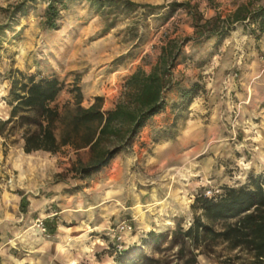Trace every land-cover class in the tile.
<instances>
[{
    "label": "rangeland",
    "instance_id": "obj_1",
    "mask_svg": "<svg viewBox=\"0 0 264 264\" xmlns=\"http://www.w3.org/2000/svg\"><path fill=\"white\" fill-rule=\"evenodd\" d=\"M24 1L27 13L13 15ZM131 1L138 4L133 10L64 0L58 27L50 29L44 24L49 0H0V120L10 116L11 75L23 80L18 71L37 79L58 77L63 89L52 106L61 111L73 105L77 86L84 106L103 96L107 110L134 71L151 70L168 40L182 45L166 109L142 128L131 147L87 179L73 167L77 159L89 161L88 148L26 153L24 129L12 123L6 134L0 133V209L15 220L14 213L21 214L14 194L51 195L49 187L62 185L78 206L70 205L65 215L40 216L48 231L37 234L55 241L72 264H184L173 232L191 224L195 197L245 184L252 173L247 159L260 151H249L240 142L249 140L250 132L264 131V34L257 37L255 25L237 23L223 39L185 41L195 30L190 6L196 5L204 18L226 17L248 0ZM261 2L255 0L254 6ZM194 83L200 90L190 106L174 109L180 88ZM189 149L192 156L186 155ZM95 205L102 207L96 210ZM123 221L133 229L121 241L116 229ZM6 231L13 239L10 227ZM196 264L220 263L200 254Z\"/></svg>",
    "mask_w": 264,
    "mask_h": 264
},
{
    "label": "trees",
    "instance_id": "obj_2",
    "mask_svg": "<svg viewBox=\"0 0 264 264\" xmlns=\"http://www.w3.org/2000/svg\"><path fill=\"white\" fill-rule=\"evenodd\" d=\"M90 2L97 9L123 5L133 10L138 6L131 0ZM64 3V0H49L44 22L48 28L58 27L60 6ZM254 3L255 0H248L226 17L217 14L212 18H204L196 5L190 6L195 30L185 41L223 39L237 23L255 25L254 32L260 37L264 34V0L257 6ZM183 4L174 2L172 6ZM27 11L24 1L14 7L12 14L24 15ZM181 52V44L175 39L168 40L151 70L134 71L126 79L115 106L107 110L103 108V96H96L89 106H84L77 86L73 105L61 111L52 106L63 89L58 77L37 79L18 71L23 80L11 75L12 108L9 118L0 120V133L6 134V127L12 123L24 129L26 153L38 150L56 153L65 146L76 152L88 148L89 161L77 159L73 167L79 177L87 179L131 147L142 128L166 109V93L176 84L173 70ZM199 90L198 83L180 88V102H174V109L181 112L188 108ZM191 208L193 220L189 227L178 226L173 232V243L184 264H196L200 254L215 256L220 264H264V171L250 173L248 181L239 187L223 186L219 194H198ZM49 229L53 233L56 227Z\"/></svg>",
    "mask_w": 264,
    "mask_h": 264
},
{
    "label": "crops",
    "instance_id": "obj_3",
    "mask_svg": "<svg viewBox=\"0 0 264 264\" xmlns=\"http://www.w3.org/2000/svg\"><path fill=\"white\" fill-rule=\"evenodd\" d=\"M260 133L264 135V131L260 129H257L255 133L250 132L245 137L249 140L240 142L242 145H246L249 151L260 149V151L255 150L252 153L250 160L247 159V162L251 163V172H256V174L264 171V136H260ZM186 152V155L192 156L191 149ZM49 189L51 195L31 193L28 190L22 194H14L16 196L15 204L21 214L15 212L13 216L15 220L7 219L5 211L0 209V229L5 231V234L0 236V264H72L68 254L60 253L55 241L46 240L42 236L38 237L37 233L41 230L30 225V221L35 222L37 215L47 218L55 217L64 214V210L68 209L70 205L78 206V202L73 203L70 200V197H74V195L62 191V185L55 184ZM31 191L33 190L31 189ZM80 204L82 207L84 206L83 201ZM54 205L58 209H51ZM99 205L96 206V210L102 207ZM0 206L2 207L1 203ZM21 206L23 211H20ZM69 216H73V214H69ZM9 227L14 234L13 239L6 231L9 230Z\"/></svg>",
    "mask_w": 264,
    "mask_h": 264
},
{
    "label": "built area",
    "instance_id": "obj_4",
    "mask_svg": "<svg viewBox=\"0 0 264 264\" xmlns=\"http://www.w3.org/2000/svg\"><path fill=\"white\" fill-rule=\"evenodd\" d=\"M210 196V195H208ZM35 226H37V228H39L43 233L48 231V227L46 224V220L45 218L42 217H37L35 219ZM133 229V226L131 224H129L126 221L121 222L118 226H117V238L118 240L124 241L122 234L130 232Z\"/></svg>",
    "mask_w": 264,
    "mask_h": 264
}]
</instances>
